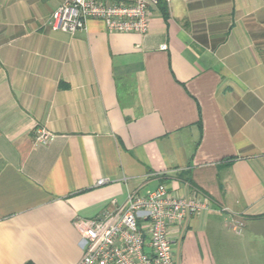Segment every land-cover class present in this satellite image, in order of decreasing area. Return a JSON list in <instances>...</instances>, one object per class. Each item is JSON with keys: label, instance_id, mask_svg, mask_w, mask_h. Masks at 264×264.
I'll return each mask as SVG.
<instances>
[{"label": "crops", "instance_id": "crops-1", "mask_svg": "<svg viewBox=\"0 0 264 264\" xmlns=\"http://www.w3.org/2000/svg\"><path fill=\"white\" fill-rule=\"evenodd\" d=\"M160 1L144 34H71L59 0H0V264H77V221L158 184L210 202L177 264H264V0Z\"/></svg>", "mask_w": 264, "mask_h": 264}, {"label": "built area", "instance_id": "built-area-1", "mask_svg": "<svg viewBox=\"0 0 264 264\" xmlns=\"http://www.w3.org/2000/svg\"><path fill=\"white\" fill-rule=\"evenodd\" d=\"M159 1L59 0L47 24L52 30L73 34L86 29L90 18H98L104 21L108 31L144 34L151 11ZM52 138L44 128L35 129L34 142L47 143ZM105 181L99 179L97 184ZM208 209L210 202L206 197L177 195L164 184L144 194L129 192L122 205L113 210L105 209L88 221L75 223L84 249L77 264H177L169 228ZM229 228L240 234L244 221L233 218Z\"/></svg>", "mask_w": 264, "mask_h": 264}, {"label": "trees", "instance_id": "trees-1", "mask_svg": "<svg viewBox=\"0 0 264 264\" xmlns=\"http://www.w3.org/2000/svg\"><path fill=\"white\" fill-rule=\"evenodd\" d=\"M160 2L162 3V2H164V0L163 1L161 0ZM27 264H32V263L31 262H28Z\"/></svg>", "mask_w": 264, "mask_h": 264}]
</instances>
